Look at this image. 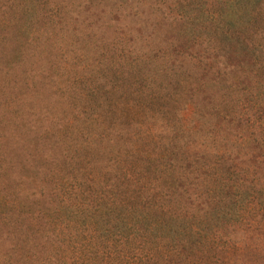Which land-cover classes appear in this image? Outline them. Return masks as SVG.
<instances>
[{
  "label": "rangeland",
  "instance_id": "374dc122",
  "mask_svg": "<svg viewBox=\"0 0 264 264\" xmlns=\"http://www.w3.org/2000/svg\"><path fill=\"white\" fill-rule=\"evenodd\" d=\"M140 162L205 264H264V0H0V263L119 225Z\"/></svg>",
  "mask_w": 264,
  "mask_h": 264
},
{
  "label": "trees",
  "instance_id": "16d2710c",
  "mask_svg": "<svg viewBox=\"0 0 264 264\" xmlns=\"http://www.w3.org/2000/svg\"><path fill=\"white\" fill-rule=\"evenodd\" d=\"M158 164L168 170L161 180L147 176L149 168L145 163L140 162L135 164L137 167L133 165L127 169L126 165L121 166L124 174L131 170L140 178L135 180L137 186L118 202L122 208L118 213L122 211L119 225L110 224L107 220L111 209H107V217L104 215L106 219L99 213L98 217L104 219L102 226L95 221L97 216L89 215L86 223H82L80 232L79 229L64 225L58 230L57 236L67 235L66 238L48 242L50 246L47 249L41 243L26 242L23 247L28 249H22L15 257H9L6 263L205 264L203 261L206 259L201 252L204 227L200 222L198 225L192 223L189 219L194 216L186 209H178L179 204L174 202L175 206L171 207L163 205L162 200L178 179L174 177V170H169L172 162ZM153 191L155 197L147 200L146 196L152 195Z\"/></svg>",
  "mask_w": 264,
  "mask_h": 264
}]
</instances>
